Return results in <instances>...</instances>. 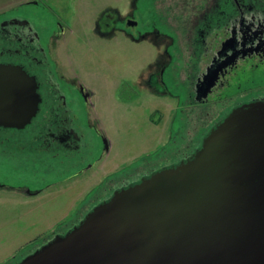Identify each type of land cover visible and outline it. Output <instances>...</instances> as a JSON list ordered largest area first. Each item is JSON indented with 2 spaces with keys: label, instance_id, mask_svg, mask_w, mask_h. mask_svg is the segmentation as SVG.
I'll return each instance as SVG.
<instances>
[{
  "label": "flooded vegetation",
  "instance_id": "1",
  "mask_svg": "<svg viewBox=\"0 0 264 264\" xmlns=\"http://www.w3.org/2000/svg\"><path fill=\"white\" fill-rule=\"evenodd\" d=\"M54 1H28L0 12V64L21 66L34 76L41 98L37 114L24 128L0 127V154L8 155L12 163L32 166V170L36 166L38 171L35 172L40 178L33 175L17 177L15 173L9 175L0 170V190L41 196L48 189L57 188L56 195L60 198L61 190H71L78 179L103 166L101 163L108 156L112 143L102 123L92 117L93 88L62 64L63 58L56 47L69 26L63 16L54 12V5L59 2ZM150 3L148 0H132L131 7L135 11L124 15L121 11L109 10L103 20L104 31L118 30L135 41L171 39L172 43L166 46L165 52L170 62L176 60L180 54L174 52L175 38L179 35L174 31L176 29L157 21V25L156 22L142 23L146 16L144 11ZM172 5L174 0L169 8H173ZM181 6L183 11L189 10L184 1ZM193 8L198 12L192 19L188 17L183 29L187 45L191 47L190 54L187 53L191 62H186L185 70L189 86L182 88L179 96L188 98L192 104H199L198 110H205L206 116L209 114L207 118L211 122L208 127L199 128L201 140L195 138L193 144L163 155L154 163L146 158V166L129 175H122L124 169L114 172L113 176L109 175L107 185L100 188L106 183L103 174L99 178L100 186L86 194L82 192L79 204L73 208L72 221L59 225L43 243L73 229L116 191L191 158L212 129L238 107L264 102V4L257 0H200ZM137 12L143 15L141 21ZM167 69L168 66L162 64L160 71L154 70L149 75L148 84L152 89L161 86L162 90L163 87L168 90ZM124 81L120 92L123 93L118 99L140 97L136 83L128 79ZM125 92L129 96L124 95ZM206 106L210 108L206 109ZM149 155L146 157H158L159 151L153 150ZM68 182L70 184L65 185Z\"/></svg>",
  "mask_w": 264,
  "mask_h": 264
},
{
  "label": "water",
  "instance_id": "2",
  "mask_svg": "<svg viewBox=\"0 0 264 264\" xmlns=\"http://www.w3.org/2000/svg\"><path fill=\"white\" fill-rule=\"evenodd\" d=\"M40 101L34 76L0 64V127L24 128ZM15 264H264V102Z\"/></svg>",
  "mask_w": 264,
  "mask_h": 264
},
{
  "label": "rangeland",
  "instance_id": "3",
  "mask_svg": "<svg viewBox=\"0 0 264 264\" xmlns=\"http://www.w3.org/2000/svg\"><path fill=\"white\" fill-rule=\"evenodd\" d=\"M28 1L33 0H0V12ZM48 1L55 3L54 0ZM58 1L54 5V12L67 20L69 30L55 47L63 58L64 68L76 72L82 81L93 88L92 117L102 123L112 146L101 163L103 166L78 179L71 190H61L60 198L56 195L57 188L48 189L41 196L0 190V264L17 263L48 239L59 225L70 223L82 192L88 193L100 186L99 178L103 174L106 183L100 188L107 185L109 175L113 176L114 172L124 169L122 175H129L146 166V158L154 163L163 155L173 154L186 144H193L195 138L201 140L199 128L208 127L211 122L205 110H198L199 104H192L188 98L179 96L181 89L189 86L185 70L186 62H191L188 57L191 47L187 45L183 29L188 17L192 19L198 12L193 5L200 0H186L190 4L185 0H174L173 8H169L172 0H148L152 4L144 11L146 16L142 19L141 9V13L137 12L144 25L157 21L176 29L174 31L179 35L174 34V52L180 54L171 62L165 52L166 46L172 43L171 39L135 41L118 30L111 33L104 31L106 12L118 10L124 15L128 11H135L131 7L132 0ZM182 1L189 10L186 8L183 11ZM257 1L264 4V0ZM190 57L194 58L193 55ZM162 64L168 66L166 81H170L169 88L163 87L162 90L161 86H154L152 89L148 84L149 75L154 70L160 71ZM127 79L135 82L141 92L137 99H118ZM124 95L129 96L127 92ZM208 108L210 106H206ZM153 150H158L159 156L146 157ZM5 155L0 154L2 172L4 170L9 175L15 173L17 177L33 175L40 178L35 172L38 171L36 166L32 170V166L12 163ZM68 184L70 182L65 185Z\"/></svg>",
  "mask_w": 264,
  "mask_h": 264
}]
</instances>
